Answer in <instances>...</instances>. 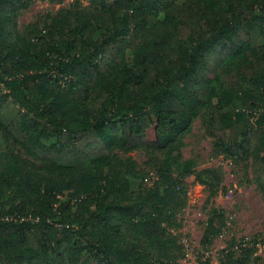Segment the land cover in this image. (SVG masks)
<instances>
[{
	"label": "trees",
	"instance_id": "obj_1",
	"mask_svg": "<svg viewBox=\"0 0 264 264\" xmlns=\"http://www.w3.org/2000/svg\"><path fill=\"white\" fill-rule=\"evenodd\" d=\"M28 3L0 0V107L19 105L0 121V264H179L183 177L210 197L224 181L220 165L174 175L197 118L264 192V0H88L19 31ZM224 224L214 209L202 241ZM242 251L220 264H253Z\"/></svg>",
	"mask_w": 264,
	"mask_h": 264
},
{
	"label": "rangeland",
	"instance_id": "obj_2",
	"mask_svg": "<svg viewBox=\"0 0 264 264\" xmlns=\"http://www.w3.org/2000/svg\"><path fill=\"white\" fill-rule=\"evenodd\" d=\"M88 0H29L28 5L17 14V29L36 20L45 13H55L62 8L83 6ZM19 109V105L10 98L0 107V121L7 123ZM148 138L154 137L150 127ZM55 138L43 139L46 144L55 142ZM182 157L178 167L174 166V175L183 165H193L197 169L220 165L224 170L223 189L215 196H209V189L194 181V175L183 177L180 185L185 204L174 214L176 225L168 227L176 234L175 242L169 252L179 264H220L228 250L241 254L247 248L248 263L264 264V192L252 181L248 162L234 161L223 154L213 155L212 140L208 136L199 118L192 123L183 138ZM5 145L0 133V147ZM18 148V147H17ZM127 155L143 169V179L138 180L144 187H151L158 176L155 170L146 164L147 151L135 149ZM214 209H219L225 217L221 233L210 243L202 241V234Z\"/></svg>",
	"mask_w": 264,
	"mask_h": 264
},
{
	"label": "built area",
	"instance_id": "obj_3",
	"mask_svg": "<svg viewBox=\"0 0 264 264\" xmlns=\"http://www.w3.org/2000/svg\"><path fill=\"white\" fill-rule=\"evenodd\" d=\"M12 218V216H5L4 219H10ZM13 219H16L17 220V217H14ZM24 219V217H20L19 220H22Z\"/></svg>",
	"mask_w": 264,
	"mask_h": 264
}]
</instances>
